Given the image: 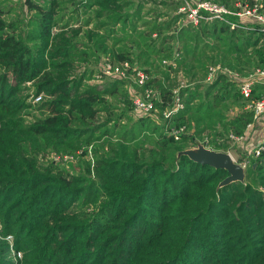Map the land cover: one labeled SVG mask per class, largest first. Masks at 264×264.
Here are the masks:
<instances>
[{
  "label": "trees",
  "instance_id": "1",
  "mask_svg": "<svg viewBox=\"0 0 264 264\" xmlns=\"http://www.w3.org/2000/svg\"><path fill=\"white\" fill-rule=\"evenodd\" d=\"M216 1L227 21L193 25L177 0H0V222L20 264H264V139L220 187L224 168L177 155L196 140L225 150L264 91L237 84L264 68V29L233 13L252 0ZM102 56L147 76L130 92L95 67ZM48 151L77 170L41 162Z\"/></svg>",
  "mask_w": 264,
  "mask_h": 264
},
{
  "label": "built area",
  "instance_id": "2",
  "mask_svg": "<svg viewBox=\"0 0 264 264\" xmlns=\"http://www.w3.org/2000/svg\"><path fill=\"white\" fill-rule=\"evenodd\" d=\"M179 1V6L177 8L178 11H182L184 15V19L193 24L196 25L198 21L201 18L210 19V18H219L227 21L226 14L230 13L231 11L228 10L223 4L219 3L216 0H194L192 3L189 0H177ZM240 8L233 13L237 15L238 17L248 18L250 21L256 22L260 25V29H264V11L261 10V3L259 0H252L251 4H239ZM230 26L234 25L235 23L230 22ZM132 72L131 78L134 83H142L144 79L146 78L147 74L146 72L141 68L131 67ZM219 68L218 65H210L208 68L207 78L211 77L214 71ZM102 72L108 75H116V76H123L125 75V71L128 72L129 69V63L127 60H119L116 63L110 61L109 59H105L102 64ZM223 71L231 73L233 75H237L235 72L229 70L227 68H223ZM255 81H264V68L263 67H254L251 70L247 72L244 76L239 78L238 88L241 94L247 95L250 92L251 85ZM152 91L151 89H145L144 95H134L132 97V106L133 111L136 113V111H147L151 104H152V97H151ZM40 97V94L35 95L33 97V100H38ZM176 105H180L179 103H176ZM251 110H252V119L249 123H247L246 128L250 127L252 124H254V121L263 113L264 111V91L263 93L255 100L253 103L249 104ZM166 115V113H165ZM178 128L176 129H170V132L174 135H177ZM245 131V130H244ZM244 134V132H243ZM243 134L235 135L232 133L227 134V138L229 140H236L241 137H243ZM264 139V135L262 139L254 146L252 149V157L257 155L259 153V150L261 149L260 142ZM206 146V145H205ZM208 147V146H207ZM80 150H77L76 153H78ZM44 155H47L46 160H52L54 162L65 160V159H73V154L70 153H57L54 151H48L47 153H44ZM233 159V158H232ZM238 162L241 166L245 167L250 161L248 156L244 157L241 160H234Z\"/></svg>",
  "mask_w": 264,
  "mask_h": 264
},
{
  "label": "rangeland",
  "instance_id": "3",
  "mask_svg": "<svg viewBox=\"0 0 264 264\" xmlns=\"http://www.w3.org/2000/svg\"><path fill=\"white\" fill-rule=\"evenodd\" d=\"M191 3L194 0H189ZM229 15V14H228ZM240 17V16H239ZM244 22L246 23H253V21H250L248 18H243L240 17ZM105 59H108L104 56H102L98 63L95 64V67L97 68H102V64ZM119 61V60H118ZM116 63L117 61H112ZM82 68V66H76L74 67L70 72V75H76L78 71ZM104 77H107L105 74L101 73V77L93 78L89 80V82H100L104 79ZM124 79L126 80V87L130 92H133L132 88V78L130 72L125 71V75H123ZM14 78L12 77L11 73H7L6 75V83H13ZM29 81H26L25 84H28ZM32 88H29L28 90H22L21 92L23 94L27 93L26 100H33L32 96ZM43 97H47V95L44 92L40 93V97L38 100L42 99ZM233 106V105H232ZM244 107H250L249 104L244 105ZM145 111H136V114H143ZM264 135V111L263 113L254 121V124H252L250 127L245 129L243 137L236 139V140H230L228 147L224 150L226 151L232 158L233 160H241L244 157L248 156L249 161L252 160V149L254 146L262 139ZM200 141V140H199ZM203 142V141H201ZM195 145V142L191 144L188 147H192ZM86 153V152H84ZM47 155L39 154L38 158L41 162H45ZM61 163L66 169L70 171H76V161L74 162L72 159H65V160H60L58 161ZM244 168V167H243ZM0 242H7V247L5 246L2 248V251L0 252V257L5 259H8L7 261L9 264H20L19 260L21 258V253L20 251H17V249L14 247L15 240L12 237L11 233H4V228L2 227V224L0 222Z\"/></svg>",
  "mask_w": 264,
  "mask_h": 264
},
{
  "label": "water",
  "instance_id": "4",
  "mask_svg": "<svg viewBox=\"0 0 264 264\" xmlns=\"http://www.w3.org/2000/svg\"><path fill=\"white\" fill-rule=\"evenodd\" d=\"M179 154H184L196 162L206 163L213 167L224 168L227 173L218 181L217 187L231 181H242L244 178L243 166L234 161L226 151L207 147L199 140H196L195 145L192 147H186L178 150L177 155Z\"/></svg>",
  "mask_w": 264,
  "mask_h": 264
},
{
  "label": "crops",
  "instance_id": "5",
  "mask_svg": "<svg viewBox=\"0 0 264 264\" xmlns=\"http://www.w3.org/2000/svg\"><path fill=\"white\" fill-rule=\"evenodd\" d=\"M261 3V8L263 7L264 0H259ZM243 21V20H242ZM244 22V21H243Z\"/></svg>",
  "mask_w": 264,
  "mask_h": 264
}]
</instances>
